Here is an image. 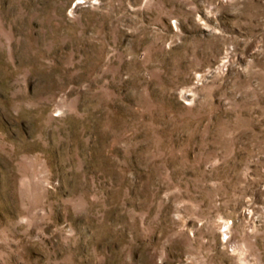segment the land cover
I'll list each match as a JSON object with an SVG mask.
<instances>
[{"label": "rangeland", "instance_id": "1", "mask_svg": "<svg viewBox=\"0 0 264 264\" xmlns=\"http://www.w3.org/2000/svg\"><path fill=\"white\" fill-rule=\"evenodd\" d=\"M0 264H264V0H0Z\"/></svg>", "mask_w": 264, "mask_h": 264}]
</instances>
